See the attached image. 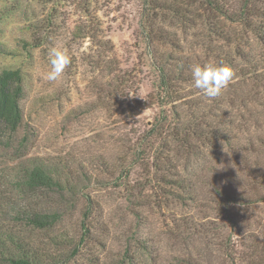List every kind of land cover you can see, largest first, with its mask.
Masks as SVG:
<instances>
[{"label":"rangeland","instance_id":"rangeland-1","mask_svg":"<svg viewBox=\"0 0 264 264\" xmlns=\"http://www.w3.org/2000/svg\"><path fill=\"white\" fill-rule=\"evenodd\" d=\"M145 8V0H0V47L20 49L18 54L0 52V70L20 69L24 86L22 126L17 132L0 130V204L13 202L9 167L30 157L66 158L74 167L83 164L99 177L114 180L106 186L89 184L76 209L54 228L25 231L49 263L57 256L63 259L60 264H173L179 257L195 264H245L238 259L239 250L245 251L238 230L226 220L223 207L210 199H218L214 185L235 195L260 194L237 163L247 157L242 150L246 138L264 136V106L255 98H247V106L232 105L237 93L257 92L258 79L244 75L250 62L239 60V67L231 66L234 77L229 85L219 96L207 97L194 86L191 66L222 59L207 52L202 26L158 19L156 25L166 34L151 40L142 24ZM77 25H88L96 37H74ZM36 35L46 39L44 45L25 48L24 40ZM246 37L244 48L258 60L261 45ZM104 43L105 50L99 45ZM52 47L71 57L56 80L48 79ZM210 47L220 57L233 46L214 39ZM166 56L186 62L183 76L168 86L174 94L170 98L161 97L155 68ZM257 73L264 75V67ZM170 99L176 101L168 104ZM241 113L249 118L248 126H234L231 150L221 141L212 142L211 148L195 141L194 150L201 154L197 158L186 148L179 153L170 148L173 139L164 129L162 138L149 136L158 119L166 126L175 117L186 124L199 114L205 116L202 128H227L230 117L239 120ZM139 146L146 150L144 161L131 162ZM219 156H226L228 174L237 175L235 179L214 174ZM253 160L264 162V155ZM158 161L154 174L151 166ZM120 163L131 172L121 176V184H113ZM180 178L183 188L174 182ZM87 194L93 204L85 214ZM232 210L240 222L247 216L257 239L264 241V201L246 210L238 204Z\"/></svg>","mask_w":264,"mask_h":264},{"label":"trees","instance_id":"trees-1","mask_svg":"<svg viewBox=\"0 0 264 264\" xmlns=\"http://www.w3.org/2000/svg\"><path fill=\"white\" fill-rule=\"evenodd\" d=\"M145 5L142 24L148 39L157 40L162 36L165 37L166 32L156 25L158 19L168 20L173 24L182 26L186 24L195 27L201 25L207 38L206 50L209 54L215 53L217 56L214 55V57L221 58L224 63L235 68L239 67V63H236L239 60L250 62L247 65L248 72L242 74L250 73L256 76L259 82V85H256L257 92H254L255 89H253V91L237 93L235 97H232L234 102L232 105L233 107H240L239 104L247 106L245 100L255 98L260 105L264 106V100L262 101L264 98V75H261V77L258 73L256 75L257 68L264 67V0H145ZM72 34L74 37H84L86 35L92 38L96 37L93 32L91 33L88 25H77ZM248 34L252 40L257 41L262 47V54L258 60L253 59L250 51L244 48L247 44L248 38L246 36ZM214 39L221 40L224 45L233 47L229 50V53H223L219 57L217 50L210 47ZM45 40L44 37L36 35L32 40H24L23 46L25 48L29 46L41 47L44 45ZM99 45L104 47L105 50L106 43ZM19 51V48L8 49L5 45L0 47V52L4 53L18 54ZM169 60L173 59L166 56V61L155 63L159 76L158 88L162 98H165V96L170 98L174 95L168 86H170L173 79L177 80L183 76L186 66L183 59ZM23 92L21 70L11 66L3 67L0 70V130L17 132L22 126L24 112L20 104V98ZM165 92L168 95H165ZM52 98H54V95L50 94V100ZM175 101L176 99H170L167 103L172 104ZM175 107L174 105L173 109ZM68 115L70 116L71 112ZM174 115L176 116V114ZM239 117V120L230 117L229 127L227 128H225L226 126L216 127L215 124H204V128H202L200 123L205 116L199 114L194 115L192 119L194 121L186 124L181 123L178 117L174 118L175 121L172 125L167 126L162 123V120L158 119L150 129L151 134L149 136L153 138L160 135L161 137L162 133L160 132L164 129L163 132L173 139L171 140L173 146L170 148H173L176 153H179L182 148H186L187 152L199 158L201 157L200 152L195 151L193 147L196 146V144L193 145L195 141L204 143L210 148L214 147L216 141H221L225 147L232 149L234 144L232 129L234 126H244L249 119L245 113H241ZM246 140H248L246 142L247 146L245 145L242 150L247 157L242 161V164L237 163V165L242 166L241 170L246 172L244 178L246 179L247 176L250 179L249 182L259 187L260 194L257 193L255 197L244 193L235 195L218 187V185H214L218 199L210 200L223 207L226 220L229 221L233 229L239 232L240 239L238 240L245 251L239 250L238 259L245 264H264V241L257 239L247 216L243 215L244 222H240L238 218H234L232 210L238 204L244 206L246 210L254 204L264 201V162L253 160L254 156L264 155V136L259 134L258 137H249ZM163 141L166 142V139ZM160 143L161 141H159ZM145 153L146 150L139 146L134 151L131 162L144 161ZM159 154L162 158L164 150L162 149ZM143 155L144 157H142ZM153 156H156V151ZM225 157L219 156L212 171L215 175L222 176L228 181L231 178L235 179L237 175L228 174L230 172L226 168ZM160 163L161 161H158L151 166L154 174L159 170ZM119 168L120 175L114 176L116 181H113V184L115 182L121 184L123 179L121 176H127L131 172L130 170L125 172L127 170L126 164L120 163ZM8 174L10 175V185L13 187V202L0 204V264L62 263V257L58 258L57 256H55L54 262L50 260L49 263L48 260H44L33 243H30L27 239L24 234L25 231L30 228H54L76 209L81 197L84 198V188H88L89 184L92 183L105 184L106 186V183L114 180L99 177L86 169L83 164H77V167H74L72 166V160L61 157L49 160L41 157L23 159L9 167ZM174 182L181 188L185 187V184H183L184 179H176ZM87 196L89 203L85 214L91 211L93 204L90 195L87 194ZM16 221H18L17 225L12 227L11 222ZM61 240L64 239L61 237ZM61 240L58 243H63ZM191 262L195 264L191 259L179 257L176 258V263L173 262V264H191Z\"/></svg>","mask_w":264,"mask_h":264},{"label":"clouds","instance_id":"clouds-1","mask_svg":"<svg viewBox=\"0 0 264 264\" xmlns=\"http://www.w3.org/2000/svg\"><path fill=\"white\" fill-rule=\"evenodd\" d=\"M49 55L51 57V71L48 73V79L56 80L71 63V57L66 50L58 47H52ZM191 75L197 89L201 90L207 97L215 98L232 81L234 70L230 65L218 61L215 64L207 63L191 66Z\"/></svg>","mask_w":264,"mask_h":264}]
</instances>
